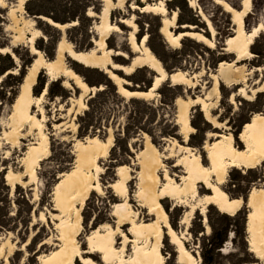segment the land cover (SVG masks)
<instances>
[{"label": "rangeland", "instance_id": "374dc122", "mask_svg": "<svg viewBox=\"0 0 264 264\" xmlns=\"http://www.w3.org/2000/svg\"><path fill=\"white\" fill-rule=\"evenodd\" d=\"M39 1L27 0L23 9H20L16 7L17 0H8L7 7L0 8V48H10L14 57L13 60L10 55H0V70L12 63L7 71L10 73L6 72L2 75L4 77H0V264H38V259L62 247L57 228L60 214L53 211L50 194L57 182L56 178L76 168L78 143L94 137L100 141L109 137L112 139L107 156L96 161L101 168L97 177L98 186L95 191L89 192L80 211V227L74 223L70 225L71 230L67 231L70 238H75L82 250H85V239L94 229L103 224L115 226L111 207L120 203L121 199L116 196L115 189L109 186L119 179L115 176L118 166L125 167L123 175L127 176V204L138 213L139 220H153L147 210L137 205L134 197L136 177L141 169L139 156L148 142L156 147L161 156L162 167L156 170L159 185L163 183L162 169L179 181L183 177V169L177 161L183 156L182 147L193 149L204 159L202 146L209 142L207 135L220 131L231 133L235 143L241 147L237 134L243 124L252 115L263 113L264 110V34H259L253 40L249 56L226 67L231 76L236 75L239 79L233 80L231 85L220 82V96L216 99L210 97V94L218 65L220 62L230 64L235 60V55L224 51V42L235 30L231 16L223 7L216 5L214 0H195L198 7H189V0L168 2L167 11L177 12V32H183L180 29L183 25L191 26L195 32H203L206 38L211 39L200 17L201 12L214 30L211 47L184 38L176 49L165 44L159 34L161 17L129 10L132 3L138 8L143 6L138 1H130L122 10L111 11L109 22L116 23L124 17L123 14H127L124 18L134 17L136 40L146 36V45L166 75L183 72L188 78L186 85H172L166 80L146 100L127 99L114 91L115 85L101 71L84 68L66 59V63L85 85L95 90L81 91L71 84L70 89H65L62 87L63 79H59L49 82L46 94L41 96L48 80L44 72H39L31 91L35 99L30 106L37 124L14 119L12 106L33 57L28 49L31 36L24 32L23 38L15 42L13 38L18 37L17 31H24L25 24L32 20L34 28L40 31V36L34 40V47L47 60H51L55 44L62 34L43 21L34 19L26 7L31 12L43 11L58 20L71 22L73 19L76 25L65 29L63 37L78 51L92 50V40L97 39L94 28L100 22L95 18L101 7L98 0H49L36 3ZM227 1L233 9H240L241 0ZM150 2L155 3L156 0ZM262 9L264 0H251L249 13L243 18L244 26L253 27ZM88 12L92 17L86 16ZM128 32L129 29L122 28L121 33H113L106 41L107 47L133 57L127 44ZM114 61L124 65L128 63V60L121 57ZM117 76L126 82L127 85L123 86L125 89L145 91L155 74L147 68H140L130 75L120 73ZM105 79L112 86L106 85ZM257 90L261 92L257 93ZM232 94L234 96L230 101ZM205 98L214 104L212 115L218 120L221 130L212 129L200 112V107L191 103L192 100ZM177 99L183 107H187L189 124L193 128V134L188 135L186 141L185 133L180 134L179 126L175 125L179 121L181 108L175 105ZM41 134L47 137V153L42 149ZM31 150L39 151L38 163L31 162ZM204 165H207L205 161ZM81 166L82 171L88 172L92 179L95 178L92 161H84ZM263 167L264 163L250 170L229 169L222 189L231 198L241 199L252 189H264ZM31 171L35 172L33 177ZM6 174L13 176L9 186L3 180ZM198 191L200 195L209 193L200 184ZM161 203L172 228L181 232L178 222L187 210L173 207V202L168 199ZM242 211L247 212L245 208ZM186 216L190 217V226L185 231V245L197 254L199 264H261L248 250L245 251L246 238L242 237L240 216L228 217L208 206L205 213L208 234H205L203 215L194 211L191 216ZM126 228L123 227L122 231ZM226 229V240L220 249L210 250L209 242H218ZM119 242L121 240L118 239ZM162 252L166 258L165 264H174V248L165 236L162 238ZM126 254H130L129 247L126 248ZM94 261L100 264L99 258H94ZM74 264L79 262L74 260Z\"/></svg>", "mask_w": 264, "mask_h": 264}, {"label": "bare ground", "instance_id": "6f19581e", "mask_svg": "<svg viewBox=\"0 0 264 264\" xmlns=\"http://www.w3.org/2000/svg\"><path fill=\"white\" fill-rule=\"evenodd\" d=\"M26 1L17 0L16 7L23 9ZM98 1L101 3V7L95 18L100 22L94 28L97 39L92 40L94 46L92 50L78 51L63 37V31L75 26V21L60 25L53 23L50 19L40 17L41 21L57 29L60 33L62 32L55 44L54 56L51 60H47L42 52L34 47V40L40 36V31L34 28L32 20L25 24L26 29L24 31L21 29L17 31L18 37L13 38L14 42L16 39L23 38L24 32L31 36L28 40V49L33 60L23 75L12 106L14 119L24 123L37 124V118L30 112V106L35 99L32 97L31 91L39 72H44L48 80L41 96L46 94L49 82L59 79H63L62 87L65 89H70L71 84L77 90H95L85 85L81 77L66 63V59H70L84 68L101 71L113 82L117 94L127 99L146 100L166 80L172 85H186L188 78L185 73L173 72L166 75L160 62L146 45V36H142L139 41L136 40L137 26L134 17L124 18L127 14H123L124 17L116 23L109 22L110 12L116 9L122 10L130 1H138L143 6L138 8L132 3L128 7L129 10L161 17L159 34L169 47L179 48L180 42L184 38L191 39L206 47L212 45L214 30L203 12L200 13V17L205 23L211 39L206 38L203 32H195L191 26L183 25L180 28L183 32H177L175 24L177 12H168L166 8L167 3L173 0H156L155 3L150 2L155 0ZM7 3L8 0H0V8L7 7ZM214 3L223 7V10L231 16V22L235 26L232 36L224 42V51L235 55V60L230 64L219 63L210 94V97L218 99L220 82L224 85H231L233 80L239 79L236 75L231 76L226 67L233 66L234 63L249 56V47L253 40L259 34H264V10L259 11L257 23L253 27L247 28L244 26L243 18L249 13L251 0H241L239 10L233 9L227 0H214ZM188 4L189 7H198L195 0H189ZM86 16L92 17L89 12ZM122 28L129 29L127 44L133 57H128L122 51L112 50L106 45L107 39L113 33H121ZM186 29L188 30L186 31ZM11 46L14 47L13 44ZM4 54L14 58L10 48H0V55ZM118 57L128 60V63L125 65L116 63L114 59ZM140 68H147L155 74L149 89L145 91L125 89L123 86L127 85L126 82L113 73L120 72L124 75H130L135 69ZM256 92L261 91L257 90ZM233 96L234 94L231 95L230 101ZM180 103L181 101L177 99L175 105L181 106V108H179V121L175 125L179 126L180 134L185 133L184 141H186L188 135L193 134V128L189 124L190 118L187 107H183ZM191 103L193 106L200 107V112L212 129L221 130L218 120L212 115L214 104L209 103L208 98L195 99ZM207 139L209 142L202 146L205 154L204 159L193 149L182 147L183 156L177 163H180L183 169V177L177 181L175 176L172 177L167 170L162 169L161 181L163 183L161 185H159L160 179L156 170L162 167V161L156 147L148 142L146 148L141 151L139 156L141 169L136 177L137 188L134 197L137 205L147 210L148 215L153 217L150 222L139 220L138 213L127 204L128 195L125 185L127 176L123 175L125 167L118 166L115 176L119 179L109 186V188L115 189L116 196L121 199L120 203L111 207V217L114 219L115 226L103 224L94 229L85 239V250H82L75 238H70L67 231L71 230L70 225L74 223L80 227V211L89 192L95 191L98 186L97 177L101 168L96 164V161L107 156L112 139L109 137L107 140L100 141L94 137L83 143H78L76 145V160L78 162L76 168L59 175L50 194L52 209L60 214V224L57 228L63 244L59 250L38 259V264H74V260L78 261L79 264H99L94 261L96 257L99 258L100 264H165L166 258L162 252V238L164 236L167 237L169 245L174 248V264H199L197 254L185 245V231L190 226V217L186 215L191 216L194 211L203 215L205 234H208L209 227L205 216L208 206L214 207L220 214L228 217L235 216L242 208L246 209L245 240L247 250L255 259L261 261V264H264V189L250 190L246 201L243 203L241 198H231L221 187L229 169L250 170L264 163V110L263 113L252 115L237 134V139L242 148L235 143L231 133L224 131L208 134ZM41 141L42 149L47 153L48 141L45 134H41ZM29 156L32 163L40 161L39 151L31 150ZM84 161H92L95 171L94 179L89 176L88 172L82 171L81 163ZM204 161L207 165H204ZM34 175L35 172L31 171V176ZM262 176L264 178V167ZM12 177L10 174L4 176L3 180L7 186L10 185ZM199 184L209 193L200 195ZM164 199L173 202V207H181L187 210L178 222L183 232L174 230L170 225L167 213L161 203ZM57 219L55 218V220ZM123 227H127L125 231H122ZM118 239L121 242L118 243ZM128 247L129 255L126 254Z\"/></svg>", "mask_w": 264, "mask_h": 264}, {"label": "trees", "instance_id": "16d2710c", "mask_svg": "<svg viewBox=\"0 0 264 264\" xmlns=\"http://www.w3.org/2000/svg\"><path fill=\"white\" fill-rule=\"evenodd\" d=\"M46 1H49V0H40L39 2H36V3H44V2H46ZM26 10L30 13V14H32L33 16H44V17H47V18H50L53 22H55V23H60L61 25L62 24H66V23H71L72 21H74L73 19L71 20V22H66V21H62V20H58V19H55V18H53V17H51L50 15H48V14H46V13H44L43 11H36V12H31L30 11V9H29V7H26ZM53 45H54V43H53ZM12 67V63H10V65H8L7 67H5L4 69H2V70H0V77L2 76V75H4L7 71H9L10 70V68ZM23 78V77H22ZM22 81V80H21ZM19 82V81H18ZM21 83V82H20ZM104 83L106 84V85H110V86H112L111 85V83H110V81H108V79L106 80H104ZM20 85V84H19ZM150 85H151V82L148 84V86H147V88L146 89H148L149 87H150ZM114 91H116L117 92V90L115 89ZM246 197L247 196H245V197H243L242 199H243V201L245 202L246 200ZM235 216H240V223H241V233H242V237H245V218H246V212L245 211H242V209L235 215ZM227 232H228V229H226L225 231H224V236H222L220 239H219V241L218 242H216V243H214V242H209V248H210V250H212V251H216V250H218V249H220V247H221V245L223 244V242L226 240V236H227ZM235 233V232H234ZM245 246V251L247 250V246L246 245H244Z\"/></svg>", "mask_w": 264, "mask_h": 264}, {"label": "water", "instance_id": "95a60500", "mask_svg": "<svg viewBox=\"0 0 264 264\" xmlns=\"http://www.w3.org/2000/svg\"><path fill=\"white\" fill-rule=\"evenodd\" d=\"M40 17H44V16H33V18L34 19H39L40 20ZM45 18H47V17H45ZM47 19H50V18H47ZM42 20V19H41ZM50 21H52L51 19H50ZM53 22V21H52ZM53 23H55V22H53ZM61 25V24H60ZM63 25V24H62ZM181 28V27H180ZM116 76L117 75H120V72H116V73H114ZM118 77V76H117ZM110 80V79H109ZM149 89V88H148ZM134 91V90H133ZM242 201H243V199H242ZM243 203H244V201H243Z\"/></svg>", "mask_w": 264, "mask_h": 264}]
</instances>
